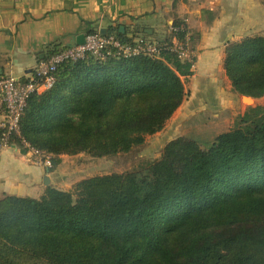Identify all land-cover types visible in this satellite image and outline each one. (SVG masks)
Instances as JSON below:
<instances>
[{
	"label": "trees",
	"instance_id": "1",
	"mask_svg": "<svg viewBox=\"0 0 264 264\" xmlns=\"http://www.w3.org/2000/svg\"><path fill=\"white\" fill-rule=\"evenodd\" d=\"M174 27L157 54L112 48L59 65L54 86L28 99L13 144L51 154V171L63 155L143 145L181 107L193 74L195 58L174 51L188 42L187 26ZM104 35L139 43L118 28ZM63 49L48 46L39 63ZM224 69L236 93L264 97V36L228 44ZM0 264H264V106L248 107L207 146L182 136L137 170L2 197Z\"/></svg>",
	"mask_w": 264,
	"mask_h": 264
},
{
	"label": "crops",
	"instance_id": "2",
	"mask_svg": "<svg viewBox=\"0 0 264 264\" xmlns=\"http://www.w3.org/2000/svg\"><path fill=\"white\" fill-rule=\"evenodd\" d=\"M177 21L189 32L193 74L185 81L181 107L162 131L148 137L165 145L182 136L194 138L197 125L208 130L207 125L229 123L249 107L226 74L225 49L245 37L264 36V0H0V77L26 80L48 46H75L90 30L106 34L123 28L137 42L157 43L172 38ZM71 157L61 156L51 171L16 145L1 149L0 199L39 198L50 186L66 190L69 178L63 173Z\"/></svg>",
	"mask_w": 264,
	"mask_h": 264
},
{
	"label": "built area",
	"instance_id": "3",
	"mask_svg": "<svg viewBox=\"0 0 264 264\" xmlns=\"http://www.w3.org/2000/svg\"><path fill=\"white\" fill-rule=\"evenodd\" d=\"M179 28H173V32ZM114 48L124 54H157L156 43L139 42L131 47L123 45L115 36H105L101 32L85 35L83 45H75L64 48L49 60L40 62L34 69L32 75L26 80L12 75L0 77V150L13 146V138L20 137V121L27 101L31 95L42 93L51 89L56 83V72L62 63L66 61H77L85 58L88 54L96 58L104 59L110 55V50ZM174 51L182 60H190L191 54L188 42L184 44L176 43ZM23 147L31 154L36 164L44 165L48 168L52 166V155L33 149L26 141H22Z\"/></svg>",
	"mask_w": 264,
	"mask_h": 264
},
{
	"label": "rangeland",
	"instance_id": "4",
	"mask_svg": "<svg viewBox=\"0 0 264 264\" xmlns=\"http://www.w3.org/2000/svg\"><path fill=\"white\" fill-rule=\"evenodd\" d=\"M244 97L247 96H243V98ZM244 104L249 107L264 106V97L253 99L251 103H247L244 101ZM240 116L241 115L235 117L234 119L230 118L229 123H217L216 126L210 125L209 127L207 125L208 130H206L204 127L206 125H197L195 127L196 129L194 128V130L196 131L192 134V136L194 137L192 139L198 141L203 146H207L221 131L227 132L231 130L236 125ZM211 117L213 118V116H210V118ZM203 120L204 118L199 120L198 122H203ZM164 147L165 144L161 139L155 140L154 138L152 139V137H147L143 145L135 147L128 153H120L114 156L103 158H94L88 154L83 153L76 155L75 157L68 158L69 163L65 168L63 176L69 178V180H66L69 182V184L64 185L65 188H67L64 191L73 190V186L78 181L85 178L112 173H126L137 170L147 163H153L154 161H157L161 158Z\"/></svg>",
	"mask_w": 264,
	"mask_h": 264
},
{
	"label": "water",
	"instance_id": "5",
	"mask_svg": "<svg viewBox=\"0 0 264 264\" xmlns=\"http://www.w3.org/2000/svg\"><path fill=\"white\" fill-rule=\"evenodd\" d=\"M102 32L104 33V30H103ZM121 32H124V29H123V28H121ZM84 42H85V34H82V35H80L79 38L77 39V44H78V45H83ZM244 98H245V97H244ZM244 98H243V99H244ZM249 98H250V97H249Z\"/></svg>",
	"mask_w": 264,
	"mask_h": 264
},
{
	"label": "bare ground",
	"instance_id": "6",
	"mask_svg": "<svg viewBox=\"0 0 264 264\" xmlns=\"http://www.w3.org/2000/svg\"><path fill=\"white\" fill-rule=\"evenodd\" d=\"M251 99H252V98L245 97V98H244V101L247 102V103H251V101L253 100V99H252V100H251Z\"/></svg>",
	"mask_w": 264,
	"mask_h": 264
}]
</instances>
